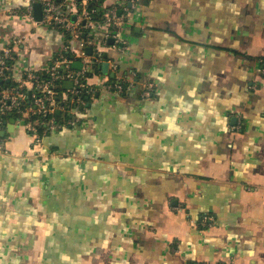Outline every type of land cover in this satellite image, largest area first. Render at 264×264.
Segmentation results:
<instances>
[{
	"label": "crops",
	"instance_id": "1",
	"mask_svg": "<svg viewBox=\"0 0 264 264\" xmlns=\"http://www.w3.org/2000/svg\"><path fill=\"white\" fill-rule=\"evenodd\" d=\"M49 2L80 9L0 0L11 83L66 54L83 68L82 40L36 20L34 5L44 17ZM105 5L121 19L82 36L109 70L90 71L97 91L81 123L50 133L35 154L22 121L8 122L0 246L13 243L1 264H264V0ZM112 73L133 82L126 95L105 87Z\"/></svg>",
	"mask_w": 264,
	"mask_h": 264
},
{
	"label": "built area",
	"instance_id": "2",
	"mask_svg": "<svg viewBox=\"0 0 264 264\" xmlns=\"http://www.w3.org/2000/svg\"><path fill=\"white\" fill-rule=\"evenodd\" d=\"M92 1L100 0H79L80 9L75 15L61 12L57 4L49 2L45 6V15L43 17V22L46 24L59 25L72 38L82 40L79 56L84 64L81 70H73V59L63 56L55 59L47 67L46 70L50 74V78H42L39 73L29 70L22 80L14 82L12 85H6L4 81L6 79L10 80L12 71V65L9 64V61L12 58L13 48L10 45L6 46L0 54V133L4 130L1 116L12 114L13 112L20 114L18 120L25 121V129L29 132L32 140L29 153H40L39 148L47 135L61 128L60 123L53 114L67 113L69 115L68 124L73 125L79 121L76 115L81 111L80 108L85 106V101L78 94L82 88L91 89L93 87L89 83L88 78L87 83H82V78L86 77L87 72L94 70L95 66L102 62L99 51H96V55H90L87 52L88 41L82 39L81 34L94 29L96 23H100L103 28L109 31V27L117 25L121 19L117 9L107 8L105 2L97 6V8L91 9L90 3ZM97 11L103 13L104 19L101 22H97L93 17V13ZM113 67L116 69L117 65L113 64ZM118 80L123 79L118 78ZM68 81L73 83V87L66 95V91L58 94L56 89L58 83ZM104 85L108 90L115 88L118 92L122 91L120 84L113 85L110 81H107ZM144 85L143 96L148 98L152 94L154 84L151 81H147ZM32 116L36 117V121H28ZM45 117L46 120L44 119ZM38 122L46 127L44 135L38 132ZM4 145V141H0V151L6 153ZM212 219L213 217L208 216L204 218L205 221Z\"/></svg>",
	"mask_w": 264,
	"mask_h": 264
},
{
	"label": "trees",
	"instance_id": "3",
	"mask_svg": "<svg viewBox=\"0 0 264 264\" xmlns=\"http://www.w3.org/2000/svg\"><path fill=\"white\" fill-rule=\"evenodd\" d=\"M104 2H106V0H100V1H92L91 3H90V8L92 9V8H97V6H99V5H101L102 3H104ZM93 17L96 19V21L98 20V22H101V21H103V19H104V16H103V13L102 12H100V11H97V12H94L93 13ZM57 28H59V29H61L66 35H67V37H71L70 35H69V33L67 32V31H65L61 26H59V25H55ZM85 33H88V31H85ZM84 33V34H85ZM81 36H83V34H81ZM66 57H68V58H71V56L69 55V54H66ZM9 64H11V61H9ZM263 65H264V62H263ZM98 71H100L99 69H97ZM40 75H41V77L42 78H45V79H48V78H50V74L47 72V70L45 69V70H43L42 72H38ZM90 73L91 72H87L86 73V77H84V78H82V83H87L86 81H87V78L90 76ZM137 76V75H136ZM134 79H136V77L134 78ZM113 85H116V84H120L121 86H122V91L121 92H118L117 91V89H115V88H112V90H111V92H114V93H117L118 95H121V96H124V95H126L127 93H128V91H129V89H130V84L131 83H133L131 80H128V78H126L125 80H118L116 77H113L112 79H111V81H110ZM84 83V84H85ZM4 84H6V85H12V83L10 82V80H8V79H6L5 81H4ZM94 88V89H93ZM57 89V92H58V94H62L63 92H65L66 90H65V82H59L58 83V87L56 88ZM96 91L97 90H95V87H91V89L90 88H87V87H85V88H82L81 90H80V92H79V94H78V96H80L84 101H85V106L83 107V108H80V110L82 111V110H86V107L88 106V105H90V102H91V100L95 97V95H96ZM153 94H154V89H153V91H152V94H151V96L150 97H152L153 96ZM149 98V97H148ZM20 114H18L17 112H13L12 114H6V115H3V116H1V119H2V127H3V129L4 130H6V128H7V124H8V122H9V120H10V118H12V117H16V118H18V117H20L19 116ZM54 116H55V118H57V120H58V122L60 123V125H61V128L62 129H64V128H72V126H74V125H76V124H80L81 123V121H78L76 124H68V122H67V120L69 119V115L67 114V113H55V114H53ZM45 120H46V117L44 118ZM30 120H32V121H36V117L35 116H32V117H30L29 118V120L28 121H30ZM37 128H38V132H39V134H41V135H44V133H45V131H46V127H45V125L44 124H42V123H40V122H38V124H37ZM7 135V134H6ZM6 135L5 136H1V134H0V141H4L5 139H6ZM47 136H49V134L47 135ZM21 208H19V210H20ZM11 240H9V241H2L1 243H2V245L0 246V249H3V248H5V246H6V244H8V246L7 247H9V244L10 243H13V242H10ZM32 243V241H31V239H28V240H25V241H22V242H19L18 244H16L17 245V247H21V249H23V248H27V247H29V245ZM1 256V255H0ZM2 258H4V256L3 257H0V259H2ZM3 264H13L14 262H11V261H8V262H2ZM0 264H1V261H0ZM35 264V263H34ZM194 264H197L196 262L194 263ZM201 264V263H200ZM222 264V263H221Z\"/></svg>",
	"mask_w": 264,
	"mask_h": 264
},
{
	"label": "water",
	"instance_id": "4",
	"mask_svg": "<svg viewBox=\"0 0 264 264\" xmlns=\"http://www.w3.org/2000/svg\"><path fill=\"white\" fill-rule=\"evenodd\" d=\"M34 8H35V18H36V20L41 21L43 19L42 4L41 3H36L34 5ZM87 52L91 54L92 53V48L88 47L87 48ZM75 65L78 66V67H81V63L80 62H76ZM99 68L103 72L107 73L108 70H109V62H103L102 64L99 65ZM111 76L113 77L114 73H112ZM65 85L68 86V87H71L73 85V83L71 81H68V82H65ZM14 122H15V120L11 119V124H8V126H7V131L8 132H11L13 130V123ZM22 124H25V121H22ZM7 131L6 130L1 131V133H0L1 136H5Z\"/></svg>",
	"mask_w": 264,
	"mask_h": 264
}]
</instances>
